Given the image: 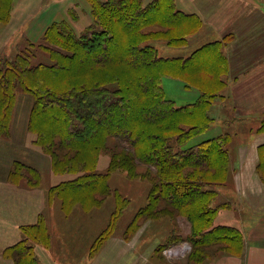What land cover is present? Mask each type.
<instances>
[{"label":"trees","instance_id":"trees-1","mask_svg":"<svg viewBox=\"0 0 264 264\" xmlns=\"http://www.w3.org/2000/svg\"><path fill=\"white\" fill-rule=\"evenodd\" d=\"M86 1L92 22L79 35L68 21H55L44 30L42 42L30 43L11 59L0 57V137L10 131L17 91L26 92L32 98L26 129L33 143L49 157L53 173L74 176L47 190L48 203L58 199L64 214L76 204L88 211L113 193L116 207L90 254L127 205V199L108 185L113 172L123 171L130 179L140 177L150 184L146 205L130 222L132 229L140 218L183 216L190 225L186 240L191 262L241 255L239 229L214 223L222 206L214 205L218 188L231 173L230 134L185 146L208 129L210 103L224 90L223 43H206L185 58L161 57L153 40L184 47L200 26L198 17L176 9L173 0L146 5L144 0ZM12 3L0 0V23L8 22ZM70 14L77 18L73 10ZM37 49L49 62H32ZM165 75L197 88V99L176 106L162 87ZM103 153L109 162L105 172H98ZM258 155L264 179V144ZM39 178L37 169L18 160L8 173L10 182L25 179L29 187H36ZM20 229L23 238L3 254L15 264H40L35 245H50L45 216Z\"/></svg>","mask_w":264,"mask_h":264},{"label":"crops","instance_id":"crops-1","mask_svg":"<svg viewBox=\"0 0 264 264\" xmlns=\"http://www.w3.org/2000/svg\"><path fill=\"white\" fill-rule=\"evenodd\" d=\"M173 1L176 9L200 20L187 37L184 54L174 57H188L202 45L220 41L227 60L224 90L208 109L210 125L228 122L219 134L226 132L234 140L231 151L228 147L231 173L217 196L229 205L218 209L214 223L239 229L243 251L197 264H264V179L258 172V148L264 144V0ZM28 140L32 143L31 136ZM12 141L13 136L0 138V264H15L4 249L23 238L22 225L34 223L48 208L47 191L39 193L40 184L29 187L25 179L17 184L8 180L15 160L29 162L26 150ZM34 249L41 264H59L48 248L36 244Z\"/></svg>","mask_w":264,"mask_h":264},{"label":"rangeland","instance_id":"rangeland-1","mask_svg":"<svg viewBox=\"0 0 264 264\" xmlns=\"http://www.w3.org/2000/svg\"><path fill=\"white\" fill-rule=\"evenodd\" d=\"M150 1L144 0L143 4L146 5ZM12 2L13 17L10 16L6 24L0 23V57L11 59L30 43L42 42L44 30L55 21H68L72 24L77 35L92 22L90 6L86 0H12ZM71 10L76 14V19L72 18ZM151 44L161 57L182 55L184 54L182 51L185 50L184 47H172L163 41L153 40ZM48 58L46 53L37 49L32 62L47 63L49 62ZM162 87L166 96L172 99L176 106L194 102L199 95L197 88L187 87L181 78L170 75H165L162 78ZM31 103L32 98L28 93L17 91L7 137L13 136L12 146L26 150L28 153L26 159L29 161L26 164L30 163L28 165L33 166L40 173L38 192L46 193L52 185L69 180L74 176L67 173H53L49 165V157L42 154L41 150L33 143L32 134L28 131L26 133L27 125L25 124L28 120ZM224 124H228V122L210 125L207 130L190 140L185 146L218 135L222 132L221 127ZM29 136H31L33 144L28 140ZM23 140L28 146L23 144ZM233 142L234 140L231 139L228 143L230 151ZM32 147L33 152L30 155ZM108 162V154L103 153L97 165L98 172H105ZM144 169L143 164L139 165L140 171ZM108 185L110 191L119 192L128 202L121 214L118 215L112 233L110 232L111 234L109 233L91 254V246L107 226L109 216L116 207L113 193L104 197L100 206L88 211L76 204L70 212L64 214L58 199L55 198L51 203H48V208L44 211L43 216L45 219L46 216L48 217L46 219L50 235L48 249L52 260L58 261L59 264H197L191 262L188 257L191 245L186 237L190 232V225L183 216L160 217L159 219L140 218L133 229L130 227L133 215L146 205L150 187L146 179L140 177L130 179L125 172L115 171L110 175ZM215 199L214 205H222L220 208H226L224 207L225 202L220 197ZM183 245L187 246L184 252H179L176 255L173 252L170 253L176 249L180 250L179 248H182ZM34 253L39 261L35 249Z\"/></svg>","mask_w":264,"mask_h":264},{"label":"built area","instance_id":"built-area-1","mask_svg":"<svg viewBox=\"0 0 264 264\" xmlns=\"http://www.w3.org/2000/svg\"><path fill=\"white\" fill-rule=\"evenodd\" d=\"M180 250H178V249H176V250H174V251H171L170 253H172L173 252V254H177V253H179V252H184L186 249H187V246L186 245H183V247L182 248H179Z\"/></svg>","mask_w":264,"mask_h":264}]
</instances>
